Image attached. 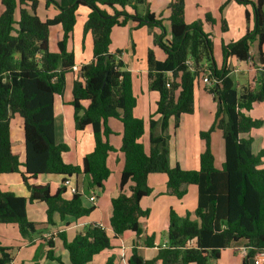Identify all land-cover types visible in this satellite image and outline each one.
Here are the masks:
<instances>
[{
	"label": "trees",
	"instance_id": "16d2710c",
	"mask_svg": "<svg viewBox=\"0 0 264 264\" xmlns=\"http://www.w3.org/2000/svg\"><path fill=\"white\" fill-rule=\"evenodd\" d=\"M236 1L253 5L255 25L240 39L222 45L225 63L219 68L213 56V41L203 22H186L185 0H170V39L166 38L162 18L150 11L147 0H46L47 7L54 5L60 12L45 20L37 13L38 0H0V174L20 173L30 192L23 196L0 189V223L16 224L21 235L31 241L38 223L27 215L29 203L46 204V221L50 225L55 224V214L63 219L89 215L95 205H87L84 194L66 198L65 187L53 192L48 184L36 180L43 174L66 177L84 173L89 177V188L102 190L111 174L107 159L114 150L110 143L114 131L109 119L114 117L124 126L121 150L125 154L120 193L112 199L110 225L114 236L110 237L98 223L89 224L72 240L61 233L70 264H89L96 254L111 249L112 239L120 238L127 230L145 246H155V236L147 234L143 220L150 215V209L143 208L141 200L151 194L148 177L156 172L167 174L169 195L181 198L189 185H197L198 204L193 214L184 216L171 208L167 241L158 245L157 256L145 259L135 246L129 264H213L223 249L242 239L247 249L243 264H250L264 251V146L254 152L252 136L264 120L249 113L256 103L264 101V0ZM140 4L145 5L144 13L138 9ZM80 6L89 10L84 30L93 38V58L79 68L71 104L76 128L91 127L95 147L84 156L82 164H70L63 158L70 146L56 140L54 100L56 95L64 94L67 76L74 72L75 53L68 48V42ZM130 20L136 28L160 27L162 32L155 42L167 53L163 61L155 57L153 50L148 53L150 88L159 93L156 112L161 116L159 121L150 120L149 152L142 142L144 120L134 113L137 98L132 74L121 58L122 50L110 51L113 28L126 26ZM55 24L63 27L58 51L49 47L50 27ZM227 28L223 20L222 30ZM256 41L261 59L258 86L239 91L229 75L227 59L236 56L250 60ZM205 63L212 83L208 90L216 100L220 99L215 121L200 132L204 150L199 168L171 166L169 119L174 116L178 124L182 114L193 113L195 88ZM15 115L24 122V158L12 148L11 120ZM158 122L161 132L155 134ZM215 129L222 131L225 142L226 158L221 168L215 166L212 151L211 134ZM49 246L48 257L61 261L55 254L54 241L50 240ZM6 250L0 243V264H12ZM104 264H115L114 255Z\"/></svg>",
	"mask_w": 264,
	"mask_h": 264
},
{
	"label": "crops",
	"instance_id": "0c3cea01",
	"mask_svg": "<svg viewBox=\"0 0 264 264\" xmlns=\"http://www.w3.org/2000/svg\"><path fill=\"white\" fill-rule=\"evenodd\" d=\"M38 1L37 13L43 20L52 18L60 12L54 5L47 7L46 0ZM147 2L150 11L154 12L157 17L162 18L166 38L170 39L172 34L169 20L170 0H147ZM138 9L144 13L145 5L140 4ZM88 11L85 6H80L78 9L73 36L68 42V48L75 53L74 72L69 73L67 76L64 94L56 95L54 100L56 140L70 146V150L63 153L65 162L70 164H82L84 156L95 147L92 128L88 127L85 130L76 128L74 107L71 104L73 81L78 76L79 68L81 64L93 58V38L90 32L85 33L84 30ZM208 14L211 15L210 19L207 18ZM15 17L16 19L19 17L18 10ZM185 20L189 24L195 21L203 22L204 30L210 34L213 41V56L220 68L225 63L222 45L240 39L248 29H253L255 13L252 12L251 5H244L236 0H185ZM223 20L226 21L228 26L226 31L222 30ZM135 25L136 23L130 20L126 26H115L113 28L110 51L122 50L121 58L127 65L126 69L132 74L133 92L137 98L134 113L144 120L146 131L142 137V142L145 150L149 152L151 147L149 139L150 120L152 118L159 121L161 116L156 112L159 93L150 88L148 53L150 49L153 50L155 57L160 61L166 59L167 53L155 42V37L162 32L160 27L155 26L152 30H149L147 26L136 28ZM53 27L56 28L54 46L52 43ZM62 37V25H52L49 38L50 50H59L58 41ZM262 50L264 56V43ZM251 55V59L247 61L240 60L236 56H230L227 59L226 64L229 66V75L239 91L247 87L256 89L258 86L259 71L261 69L258 41L253 44ZM204 66L203 69L207 72L208 64L205 63ZM200 75L194 93L195 108L193 113L182 114L178 124H176L174 116L169 119V158L171 166L179 164L186 169L199 168L200 155L204 150V141L200 136V132L209 129L215 121L218 101L208 90L212 83H204L203 74ZM168 76L171 78L172 73L169 72ZM249 113L253 117L264 120V101L256 103ZM13 119L11 120L12 148L15 151H20L22 158H24V122L23 119L19 120L17 123L19 128L15 129L12 126ZM109 125L114 131V134L110 136V143L114 146V150L109 153L107 159L111 174L105 180L102 190L89 188V177L84 173L66 177L60 174H43L39 175L36 180L38 183L48 184L53 192L65 187L64 196L66 198H71L74 194L70 187H76L79 193L85 195L87 205H95L94 210L89 215L80 218L66 216L63 219L59 214H55V224L50 225L46 221V204L44 202L29 203L27 205V215L30 220L38 223V231L31 241L21 235L16 224L0 223V243L10 253L12 264H70L69 254L60 234L65 233L67 239L72 240L78 232H82L92 223L102 225L110 237L114 236L110 218L112 215V199L120 193L121 174L125 164V154L121 150L124 126L119 119L114 117L109 119ZM20 127H22L23 138ZM263 128L264 124L253 131L254 152H258L264 146V133L258 134V131ZM154 132L155 134L161 132L160 122L157 123ZM15 135L17 138H15ZM211 144L215 166L221 168L226 154L225 142L220 129H215L212 132ZM254 145L256 148H254ZM167 180L168 176L164 172L151 173L148 177V183L152 188V192L141 200L142 207L150 209V215L143 220L147 226V234L155 236V246H145L142 241L137 240L134 232L127 230L120 238L112 239L111 249L96 254L89 264H104L112 255L115 257V264H129V258L135 246L139 254L145 259H152L157 256L158 245L167 241L171 208L175 209L179 215L184 216L187 213L193 214L198 204L199 188L197 185H189L188 192L179 198L166 193ZM0 189L2 191H12L17 195L28 196L30 194L21 174L18 172L0 174ZM92 194L96 196L95 201L89 198ZM50 240L54 241L55 254L61 258V261L48 257ZM245 243L246 240L242 239L223 249L221 257L213 264H243V259L247 253V250L246 253L244 252V249H246ZM153 264L162 263L157 261ZM250 264H264V261L256 257L251 259Z\"/></svg>",
	"mask_w": 264,
	"mask_h": 264
},
{
	"label": "rangeland",
	"instance_id": "374dc122",
	"mask_svg": "<svg viewBox=\"0 0 264 264\" xmlns=\"http://www.w3.org/2000/svg\"><path fill=\"white\" fill-rule=\"evenodd\" d=\"M244 5H251V7H252V12L255 13L254 8H253V5H252L251 3L244 4ZM1 11H2V7H1V5H0V12H1ZM80 16H81V13H80ZM55 36H56V28L53 27V29H52V43H53V46H54V43H55ZM15 117H16V118H15ZM13 118H14V119H13ZM13 118H12V119H13V121H12V126H14V128L17 129V128H19V126L17 125V123H18L19 120H22V117L19 116V115H15ZM20 129H21V135H22V138H23L22 127H20ZM253 131H255V130H253ZM253 133H254V132H252V135H253ZM259 133H260V134H263V133H264V128H263L262 130L258 131V134H259ZM15 138H17L16 135H15ZM22 138H21V139H22ZM15 144L17 145V142H16ZM254 148H256L255 145H254ZM263 164H264V163H263ZM29 219H30V218H29Z\"/></svg>",
	"mask_w": 264,
	"mask_h": 264
},
{
	"label": "built area",
	"instance_id": "2783aa9c",
	"mask_svg": "<svg viewBox=\"0 0 264 264\" xmlns=\"http://www.w3.org/2000/svg\"><path fill=\"white\" fill-rule=\"evenodd\" d=\"M73 68H75V66H74ZM200 74H203L202 79H203V82H204V83H210V82H211V79H210V77H209V72H208V70H207V72H206V70L203 69V70L201 71ZM200 76H201V75H200ZM200 76H199V77H200ZM70 189H71V191H72L73 193H79L76 187H72V186H71ZM89 198H90V200H92V201H95V200H96V196L93 195V194L90 195ZM246 250H247V249H244V252H245V253H246ZM257 258H258L259 260H261V261H264V251L258 253Z\"/></svg>",
	"mask_w": 264,
	"mask_h": 264
},
{
	"label": "water",
	"instance_id": "95a60500",
	"mask_svg": "<svg viewBox=\"0 0 264 264\" xmlns=\"http://www.w3.org/2000/svg\"><path fill=\"white\" fill-rule=\"evenodd\" d=\"M217 100H218V101H220V99H219V98H217Z\"/></svg>",
	"mask_w": 264,
	"mask_h": 264
}]
</instances>
